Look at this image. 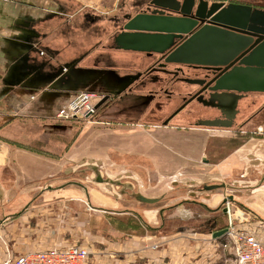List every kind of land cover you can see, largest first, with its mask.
Here are the masks:
<instances>
[{
    "label": "crops",
    "instance_id": "obj_1",
    "mask_svg": "<svg viewBox=\"0 0 264 264\" xmlns=\"http://www.w3.org/2000/svg\"><path fill=\"white\" fill-rule=\"evenodd\" d=\"M84 4L85 0H0V201L23 204L18 214H3L0 229L15 228L16 244L31 252L72 245L87 248L70 242L68 236L72 222L88 233L91 210L101 216L134 219L146 231L162 226L168 205L165 195H160L167 192L169 181L178 186L191 178L187 186L192 191V187L216 183L209 181L214 170L241 165V152L222 145L224 135L219 131L204 136L199 131H184L181 119L164 126V110L158 111L159 118L153 117L154 124L147 122L152 115L147 108L155 100L150 94L123 107L128 92L140 85L143 92L162 90L161 77L140 81L138 71L144 67V57L104 49L111 37L99 49L103 37L85 33L95 21L81 14ZM76 8L79 12L71 16ZM126 68L138 73L124 75ZM81 93L100 95L98 118L112 128L89 129L72 146L68 126L57 123L56 115ZM133 110H138L137 116L131 114ZM14 123L19 127L16 138L11 135ZM199 162L207 166H198ZM194 178L201 182L196 185ZM139 194L158 201H138ZM263 194L254 200L255 224L251 225L244 224L241 210L231 209L233 204H229V217L224 204L227 192L205 200L203 208L213 215L209 231L191 236H196L192 240L197 250L204 247L208 264L230 262L222 248L226 233L217 235L228 230L230 220H236L235 230L248 229L264 243ZM39 199L42 203L33 207ZM196 205L194 201L188 204ZM176 211L186 212L184 207ZM153 239L160 246L168 242L167 236L133 235L118 246L133 248L136 254L150 249ZM6 253L2 262L19 256Z\"/></svg>",
    "mask_w": 264,
    "mask_h": 264
},
{
    "label": "rangeland",
    "instance_id": "obj_2",
    "mask_svg": "<svg viewBox=\"0 0 264 264\" xmlns=\"http://www.w3.org/2000/svg\"><path fill=\"white\" fill-rule=\"evenodd\" d=\"M153 1L154 0H85L83 9H81V14L87 15L89 20L95 21V23H93L94 25L88 21L91 25L87 27L85 33H88L90 36L96 35L103 37L102 44L98 46V48L101 49V46L105 45L110 37L123 31L124 25L130 19L140 13H151L154 9V6L152 5ZM197 1L198 0L195 2ZM209 1L222 2L225 5H246L264 10V0ZM77 12H79V9H73L71 16H75ZM141 57H144L145 63L143 69L138 71L141 72L142 75L140 81L149 82L152 77L160 76L163 85L162 90L153 88L150 91L146 90L143 92L139 88L141 87L140 85L137 89L133 90L132 93L129 94L128 92L127 95L129 100L127 99L123 103V107L130 106L136 97H139L144 93L147 95L150 94L155 100L147 108L150 113L152 112L151 118L147 122H152L153 124L156 122L153 117L156 116L159 118V110H164L166 116L162 120H166L181 106L183 103L182 101L190 99L197 93V91H199V86L197 84H190L184 80H204L207 75L205 70L179 65H167L166 70H168L169 73L162 71L150 73V69L158 67L160 63H164L162 57L160 55H153L148 58L144 53H141ZM179 68L182 69V72H180L178 76H174L173 72L177 71L176 69ZM138 72L134 71L132 68H126V70L124 69L123 74H136ZM93 94L97 96V98L94 99L95 103L93 104L94 107H97L100 95L98 93ZM204 97L207 100L208 93H206ZM192 100L187 104V107L185 106L186 109L178 116L173 117L172 120H184V131H199V135L203 136L209 135L207 134L209 131H219L221 135H224V137L221 138L222 145H225L230 151L234 152L237 150L241 152L239 155L241 165L233 163L228 166L229 170L219 171L216 169L212 173L215 176H209V181L216 182L213 184L227 183L235 186L236 189L197 192L188 190L187 185L190 184L188 181H190L191 178L182 180L183 182L178 186H173L172 181H169L167 192L164 194L162 193V195H160L161 193L159 194V192L157 194L158 196L165 195L164 199L168 205V211L165 214L167 217H164L163 221L161 220L162 226H159L158 224L154 229L152 228L147 231L134 219H123L125 224H122L121 221L123 220L119 218L109 217L108 215L101 216L96 210H91V212H88L87 216V221L89 222L87 228L88 233H85V228L84 233H82L80 227H76L75 223L72 222L70 227L71 234L68 236L70 242H77L88 248L90 253L88 264H208L209 259L206 256L207 252L202 246L200 250L196 249V245L192 240L196 236L191 235H194V232L203 233L209 231L208 228H210V220L213 215L209 213L207 209L203 208L205 206L203 203H206L205 200H207L211 194L220 193L222 191L227 192V198L233 197V201L227 202V204H233L231 209H239L244 213L246 219L244 224H255L254 214L256 213L253 210L255 207L253 206L254 200L259 193L260 195L264 193V184L261 187H257L258 182L264 174V93H248L244 95L243 99L239 101L238 114L234 120V125L231 128L205 127L200 125V121L215 119L223 120L224 117L218 109L206 107L198 102L192 103ZM138 110H133L132 113L131 111H127V113L137 116ZM57 115V123L68 126V129L71 132L70 140L72 146L75 145L79 137L89 129L103 126L107 129L112 128L109 125L110 123H102L100 121L101 119L98 118V111L87 118L73 120H58ZM122 118H124V116ZM136 118L138 117H134V119ZM171 121L167 126L170 125ZM158 123L160 124V122ZM11 127V130L15 132L11 134L13 136L12 138H16V131L19 130V127L15 123L12 124ZM85 134L86 133H84V135ZM227 155L228 154H226V156ZM204 162L207 161L205 160ZM204 162H199L198 166H207V163ZM206 179H208V177H206L205 180ZM192 180L197 182L196 185L201 182L199 178H194ZM196 187H192L191 189ZM191 193H193V195H191ZM40 199L36 200L32 206L36 208L40 205L42 203ZM193 201L199 203V205H196V207L188 206V204L193 203ZM2 206H4V213ZM176 206L179 208L184 207L186 212H177ZM22 207L23 204L21 205L20 202L9 203L0 201V222L4 220L2 218L3 214L7 213L8 216L10 214H18ZM196 214H199L202 218L198 220ZM40 215L42 217L45 216L44 213H41ZM37 219L42 218L38 217ZM62 219L64 218L61 216V220ZM7 221L10 223L11 218L8 217ZM4 222L5 220L2 222V225ZM235 223L237 225L236 220L233 219L232 226L234 228L237 227ZM14 229L15 228L9 229L8 232L0 229V263L2 262L3 257L7 254V251L14 255H23L26 252L33 251L24 250L22 246L16 244L18 238ZM117 231L122 232L123 234H120ZM146 234L158 238L160 236H167L168 242L167 244L160 246L159 242L156 241V239H153L150 244V249L141 250L136 254L133 253V248L129 250L128 247L125 249L118 246H124L126 244L125 240H127V238H132L133 235L143 236ZM206 234L210 235V233ZM32 235L36 236V234ZM225 264L231 263L228 262Z\"/></svg>",
    "mask_w": 264,
    "mask_h": 264
},
{
    "label": "water",
    "instance_id": "obj_3",
    "mask_svg": "<svg viewBox=\"0 0 264 264\" xmlns=\"http://www.w3.org/2000/svg\"><path fill=\"white\" fill-rule=\"evenodd\" d=\"M195 1L154 0V11L130 19L104 49L144 53L150 57L160 55L164 61L161 67L179 65L220 71L210 83L209 91L216 103L212 106L225 113L226 120H204L200 125L231 128L244 95L264 93V10L209 0ZM184 81L201 84L199 80ZM198 96L195 98L201 101L202 97ZM205 105L211 107V104ZM263 184L264 174L257 187ZM220 189L236 187L227 183L201 184L192 190ZM136 198L148 204L158 201L140 194ZM230 201L233 197L226 198L224 204ZM227 232L224 230L217 235Z\"/></svg>",
    "mask_w": 264,
    "mask_h": 264
},
{
    "label": "built area",
    "instance_id": "obj_4",
    "mask_svg": "<svg viewBox=\"0 0 264 264\" xmlns=\"http://www.w3.org/2000/svg\"><path fill=\"white\" fill-rule=\"evenodd\" d=\"M93 93H81L57 115L58 120L87 118L95 114ZM227 214L231 217L230 205ZM229 222L226 241L222 248L228 252L231 264H264V243L247 230H235ZM90 253L87 248L72 245L63 248H52L30 252L17 257L9 256L1 264H88ZM227 260V261H228Z\"/></svg>",
    "mask_w": 264,
    "mask_h": 264
},
{
    "label": "flooded vegetation",
    "instance_id": "obj_5",
    "mask_svg": "<svg viewBox=\"0 0 264 264\" xmlns=\"http://www.w3.org/2000/svg\"><path fill=\"white\" fill-rule=\"evenodd\" d=\"M154 10H155V7H154V9L152 11H154ZM148 58H150V56H148ZM160 65H162V63H160L158 67H154V68L150 69V72H155L154 69H156V71H162V72H166L167 73L168 70H166V67H161ZM195 69L205 70V72L207 73V75H206V77H205L204 80H199V81H201V84H197L199 86V91H197V93L194 94L190 99H187L186 101H182L183 103L181 104V106L179 108L176 109V111L174 112V114L172 116H170L169 118H167L166 120L163 121V125L164 126H167L169 124V122L173 119V117H176L181 112H183L186 109V107L188 106L187 104L192 99H193L192 100V103L198 102L199 104H202L204 106H206L205 103L206 104L207 103L208 104H211V107L210 108L213 107L212 105H215L216 104L214 101H212V99L210 97L211 96V92L209 91V88H210V86H212V85H210V83L220 74V71L218 72V71H215L214 69H206V68H195ZM176 70L177 71L173 72L174 76H178L179 73L182 72V69H180V68L179 69H176ZM206 93H208V99L207 100L204 97V95ZM197 95H199L198 97H202L201 101H198L197 98H195ZM206 107H208V106H206ZM96 111H98V106L96 107L95 113H96ZM219 111L222 114V116L224 117L223 120H226L225 113L221 112V110H219ZM236 116H235V118H236ZM235 118H234V120H235ZM234 120L232 122V127L234 125Z\"/></svg>",
    "mask_w": 264,
    "mask_h": 264
},
{
    "label": "bare ground",
    "instance_id": "obj_6",
    "mask_svg": "<svg viewBox=\"0 0 264 264\" xmlns=\"http://www.w3.org/2000/svg\"><path fill=\"white\" fill-rule=\"evenodd\" d=\"M237 110H238V107H237Z\"/></svg>",
    "mask_w": 264,
    "mask_h": 264
}]
</instances>
